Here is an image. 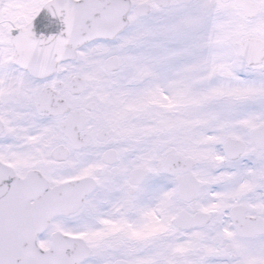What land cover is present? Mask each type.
Wrapping results in <instances>:
<instances>
[{
	"label": "snow or ice",
	"instance_id": "1",
	"mask_svg": "<svg viewBox=\"0 0 264 264\" xmlns=\"http://www.w3.org/2000/svg\"><path fill=\"white\" fill-rule=\"evenodd\" d=\"M0 264H264V0H0Z\"/></svg>",
	"mask_w": 264,
	"mask_h": 264
}]
</instances>
